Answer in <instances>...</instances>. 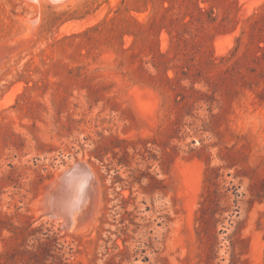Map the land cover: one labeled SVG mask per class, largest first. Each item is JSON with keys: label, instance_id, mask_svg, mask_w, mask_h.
Here are the masks:
<instances>
[{"label": "rangeland", "instance_id": "obj_1", "mask_svg": "<svg viewBox=\"0 0 264 264\" xmlns=\"http://www.w3.org/2000/svg\"><path fill=\"white\" fill-rule=\"evenodd\" d=\"M28 1L0 0V264L48 229L67 264H264V0Z\"/></svg>", "mask_w": 264, "mask_h": 264}, {"label": "trees", "instance_id": "obj_2", "mask_svg": "<svg viewBox=\"0 0 264 264\" xmlns=\"http://www.w3.org/2000/svg\"><path fill=\"white\" fill-rule=\"evenodd\" d=\"M185 2L186 14L190 16L188 21H184L183 25L189 23L198 22V25H203L204 22L213 23L217 20V14L215 12V5L213 0H182ZM208 5H202L207 3ZM250 23V38L254 41L257 39L256 47L259 50L264 51V5L248 17ZM241 38H238V46L241 43ZM263 42V44H261ZM237 46V47H238ZM264 57V55H263ZM259 58V56H258ZM254 197L258 200L264 199V180L258 186V190L254 191ZM35 229H33L34 231ZM45 239H39L37 244H33L29 248H16L12 253H8V259L5 261L8 263L10 260L20 258L19 254H27L28 264H67L62 253V248L58 247V239L55 235L50 234V229L45 233Z\"/></svg>", "mask_w": 264, "mask_h": 264}, {"label": "water", "instance_id": "obj_3", "mask_svg": "<svg viewBox=\"0 0 264 264\" xmlns=\"http://www.w3.org/2000/svg\"><path fill=\"white\" fill-rule=\"evenodd\" d=\"M77 168H80L81 170L87 171L88 168L84 165H78L74 166V168L67 169L64 171L62 175V183L61 187L59 188L60 193L59 194H48L45 199H44V206L46 208V213L47 215H54L55 213H60V212H68L67 207H73L71 203L70 197L67 195L68 189H69V184L72 182L73 177L77 174ZM62 195V196H61ZM61 196V198H60ZM69 197V198H68ZM65 199V200H63ZM73 214L78 213V210L73 207ZM72 215H68L71 219ZM78 220V218H77ZM70 221V220H69ZM66 222V221H65ZM66 228L72 225L70 222H66Z\"/></svg>", "mask_w": 264, "mask_h": 264}, {"label": "bare ground", "instance_id": "obj_4", "mask_svg": "<svg viewBox=\"0 0 264 264\" xmlns=\"http://www.w3.org/2000/svg\"><path fill=\"white\" fill-rule=\"evenodd\" d=\"M42 1H47V2H52V3H59V4H63L64 3V1H66V0H29L28 2H31V3H34L35 5L37 4V5H39ZM249 1H252V0H249ZM263 1V0H262ZM60 2H62V3H60ZM256 2V1H255ZM259 2V1H258ZM252 3V2H251ZM250 3H248V5H249ZM29 21H30V23H29V28L30 27H32V26H34L35 24H36V22L38 21V17H35V18H32V19H29ZM34 28V27H33ZM30 30H31V28H30ZM221 40V39H220ZM217 41V40H216ZM222 45H223V43H222ZM223 50V49H222ZM15 91V90H14ZM81 197H82V194H80L78 197H76L73 201H72V205H73V207L75 208V209H77V208H79V204H80V202H81ZM61 198V197H60ZM96 205V204H95ZM73 207H67L68 208V212H60V213H55L54 215H52V216H54V217H58V218H62L63 220H64V222L66 221V222H70L72 225H70L69 226V228H71L74 224L76 225H74V228L76 229V227H77V225H79L78 223H79V213H75L74 215H72L73 214ZM72 215L71 216V219H70V217L68 216V215ZM77 218H78V220H77ZM70 220V221H69ZM65 222V224H67ZM73 228V227H72ZM80 230V229H79Z\"/></svg>", "mask_w": 264, "mask_h": 264}]
</instances>
